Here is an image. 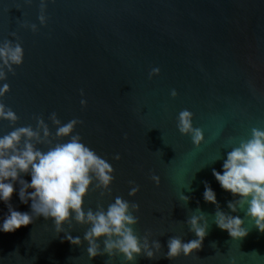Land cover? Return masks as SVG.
I'll list each match as a JSON object with an SVG mask.
<instances>
[{
	"label": "water",
	"instance_id": "obj_1",
	"mask_svg": "<svg viewBox=\"0 0 264 264\" xmlns=\"http://www.w3.org/2000/svg\"><path fill=\"white\" fill-rule=\"evenodd\" d=\"M40 14V0H0V42L15 43L10 34L16 32L25 53L15 75L0 82L11 86L3 103L19 117L16 124L0 120V136L22 126L35 129L36 116L55 135L53 112L63 123L83 121L74 134L115 169L110 194L101 196L93 184L85 211L107 209L116 197L139 204L135 233L143 240L150 232L162 245L159 258L141 255L135 264H264V233L246 207H228L239 197L213 175V169L223 173L227 152L253 127L264 129V0H47L46 25ZM153 68L160 74L150 78ZM185 109L204 131L199 148L177 128ZM117 154L121 159H114ZM21 179L30 183L31 175ZM205 182L221 211L244 220L246 237L233 239L216 225L217 204L205 201ZM134 185L140 191L130 196ZM14 187L11 205L31 214V200L22 203L20 183ZM182 193L190 197L187 204ZM197 209L209 224L202 248L168 259L170 238L198 239L187 223L200 215ZM8 214L0 200V225ZM88 227L73 220L58 234L41 216L15 232L0 231V264H106L112 259L107 254L88 257ZM68 233L82 244L69 242ZM103 240L97 241L101 250ZM112 264L130 262L117 256Z\"/></svg>",
	"mask_w": 264,
	"mask_h": 264
},
{
	"label": "clouds",
	"instance_id": "obj_2",
	"mask_svg": "<svg viewBox=\"0 0 264 264\" xmlns=\"http://www.w3.org/2000/svg\"><path fill=\"white\" fill-rule=\"evenodd\" d=\"M47 0H40L41 24L47 23L45 11ZM33 32L38 31L36 24H25ZM16 40L0 42V82L8 79V74L15 75V66L24 63V48L19 42L16 32L10 34ZM160 74L159 68H153L150 75ZM8 83L0 85V120H8L16 124L18 115L3 103V98L10 92ZM83 96V90H81ZM175 98L178 93L172 90ZM83 106H87V100H81ZM37 126L31 125L15 128L8 134L0 136V200L8 205L9 214L4 218L0 231L5 233L15 232L21 227H26L34 222V219L43 217L54 222L55 230L65 233L64 225L75 221L79 225H88L84 233V240L88 242L86 252L89 259L107 254L114 259L117 256L135 264L138 256H146L148 259H157L162 253V245L158 240H151L149 232L141 240L135 233L134 226L139 222L135 212L140 211V205L129 203L122 197H116L105 209L100 206L98 210L89 208L85 211V198L95 184V190L101 196L110 194L111 185L114 182L113 166L94 150L82 142L79 134H74L76 127L83 121L73 119L63 123L58 115L53 112L49 119L56 126L55 135L42 116H36ZM194 114L185 109L177 117V128L183 135H190L193 144L199 148L205 142L203 129L194 127ZM66 142L53 143L54 140ZM38 145H48L47 151ZM114 159L119 160L117 154ZM223 173L213 169V175L225 191L239 198L229 201L228 207L233 211L247 208L246 215L255 221V226L264 233V129L253 127L251 136L241 140L239 144L227 152V158L223 162ZM21 174H30L31 182L21 179ZM152 180L157 186L160 177L153 174ZM7 181V182H6ZM21 185L19 198L22 203L28 204L31 200V214L20 212L13 208L10 201L15 193L14 182ZM133 183L134 182H130ZM206 183L204 199L206 202L217 204L215 214L216 225L229 232L233 239H242L248 235V229L244 220L239 216H232L219 209L216 193ZM28 189L33 191L29 192ZM191 190V189H190ZM140 191L139 185H134L130 196H136ZM181 199L187 204L190 197L181 194ZM200 215L191 216L187 223L190 230L198 239L183 242L178 236L168 241L166 257L174 260L181 255L191 256L200 250L203 241L208 234L209 224L207 217L200 209ZM203 221V224H202ZM66 239L73 245H81L79 237L65 234ZM103 240V250L97 241ZM109 259L106 264H112Z\"/></svg>",
	"mask_w": 264,
	"mask_h": 264
}]
</instances>
